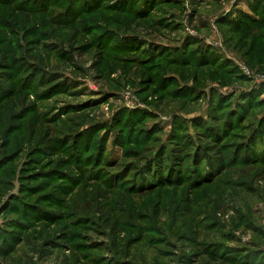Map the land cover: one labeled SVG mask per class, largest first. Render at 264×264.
<instances>
[{
    "label": "rangeland",
    "instance_id": "374dc122",
    "mask_svg": "<svg viewBox=\"0 0 264 264\" xmlns=\"http://www.w3.org/2000/svg\"><path fill=\"white\" fill-rule=\"evenodd\" d=\"M0 264H264V0H0Z\"/></svg>",
    "mask_w": 264,
    "mask_h": 264
},
{
    "label": "trees",
    "instance_id": "16d2710c",
    "mask_svg": "<svg viewBox=\"0 0 264 264\" xmlns=\"http://www.w3.org/2000/svg\"><path fill=\"white\" fill-rule=\"evenodd\" d=\"M235 26H236V24H235ZM237 28H239V27H237Z\"/></svg>",
    "mask_w": 264,
    "mask_h": 264
}]
</instances>
